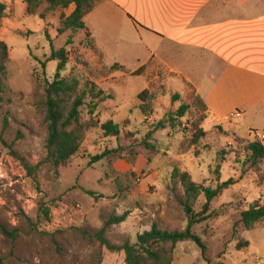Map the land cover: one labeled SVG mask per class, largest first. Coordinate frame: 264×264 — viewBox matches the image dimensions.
I'll use <instances>...</instances> for the list:
<instances>
[{"label":"rangeland","instance_id":"obj_1","mask_svg":"<svg viewBox=\"0 0 264 264\" xmlns=\"http://www.w3.org/2000/svg\"><path fill=\"white\" fill-rule=\"evenodd\" d=\"M5 2L8 9L0 19V43L6 46L0 101V135L6 144L0 142V225L18 230V237L10 240L0 233V264H125L123 252L109 251L89 236L109 218L124 214L123 222L104 232L113 246L135 244L136 236L153 224L162 231H184L187 216L181 204L186 197L178 179H171L174 168L203 187L215 189L228 180L233 185L210 203L208 219L191 229L206 247L205 259L194 243L185 241L176 244L172 264H264V220L251 229L241 222V213L250 206L264 205V161H254L247 149L253 133L242 129L236 119L203 122L205 113L189 88L185 116L174 128L155 132L146 142L155 150H146L137 140H143L151 125L168 114L174 118L178 107L167 108L172 95L182 93V83L165 82L166 76L156 68L147 79L127 74L148 56L136 36L126 50L113 47L99 55L88 38L81 40L80 31L71 36V45H65L70 33H58L61 11L40 20L27 17L20 3L0 0ZM70 13V7L62 12ZM61 48L67 59L60 75L78 81L75 94H85L80 121L92 127L85 130L78 154L55 172L44 162L45 89L59 63L49 57ZM1 58L0 48V64ZM90 89L103 91L105 101L92 100ZM145 89L153 100L145 105L144 116L137 96ZM90 102L97 105L93 114L87 109ZM107 121L120 126L119 141L100 130ZM199 128L204 135L193 143ZM118 146L123 148L120 159L90 161ZM11 152L30 166L42 165L29 177ZM152 165L155 171L148 167ZM204 202L201 196L191 203L194 213L201 211ZM41 204L50 210L49 222L40 217Z\"/></svg>","mask_w":264,"mask_h":264},{"label":"crops","instance_id":"obj_2","mask_svg":"<svg viewBox=\"0 0 264 264\" xmlns=\"http://www.w3.org/2000/svg\"><path fill=\"white\" fill-rule=\"evenodd\" d=\"M83 21L89 36L81 40L99 55L140 39L148 56L127 74L141 69L147 79L156 68L165 82L179 80L182 93L168 110L185 104L190 88L205 105L203 122L239 112L230 120L259 138L264 132V0H99Z\"/></svg>","mask_w":264,"mask_h":264},{"label":"trees","instance_id":"obj_3","mask_svg":"<svg viewBox=\"0 0 264 264\" xmlns=\"http://www.w3.org/2000/svg\"><path fill=\"white\" fill-rule=\"evenodd\" d=\"M20 1L25 9V15L27 17L38 16L40 20H45L46 14H55L61 11L59 16L61 27L58 30V33L63 34L67 31L70 32V36L68 37L65 44L66 46H69L72 44L71 36L77 31L86 32V36H89L83 20L86 15L92 12L99 0ZM12 2H14V0H12ZM71 6H73L74 9L70 15H63L62 12ZM7 9L8 8L6 5L0 4V19L4 16ZM45 33L47 38L50 40V37L47 34V29ZM90 45L92 50H94L91 43ZM0 48L2 49V58L0 64L1 101L5 77V66L3 62L5 61L6 57V46L3 43H0ZM55 59L59 60L57 71L54 75L53 81L51 83H47L45 89L46 101L44 123L47 129V137L45 140L46 157L44 162L49 164L53 170L57 172L58 169L65 168L70 160L78 154L81 147L83 134L85 130L91 128L92 126L89 124H84L80 121L79 110L82 106H84L85 94H75V89L78 87V81L76 79L67 81L60 75V72L65 68V61L67 59L66 50L61 48L57 51H52L49 60ZM114 67L117 68V70L125 71L124 68L118 65H115ZM141 73L142 70L139 69L131 74V76H139ZM88 95L92 97V100L98 99L100 102L105 101V97H103V91L101 90L95 91V89H90ZM110 97L111 96H107V98ZM195 97L202 106V110L205 113V105L199 97ZM178 99V94H174L171 97L172 102H176ZM137 100L143 104L140 110L145 116L147 113L145 105L152 101L153 97L148 93V90H144L137 96ZM96 108L97 105L94 102L87 104V109L90 114H93ZM188 109L189 105L180 104L175 111L174 118H171V115L168 114L167 119L151 125V129L143 137V140H137L136 143H138V145L144 146L146 150L154 151V146L146 142L151 139L155 132L163 131L167 127H170L171 129L174 128L175 122L183 118ZM204 119L205 117L203 120ZM99 128L105 136L115 138L117 141H119L121 136V128L118 124H115L112 121H107L106 123L101 124ZM199 135L201 137L204 135L203 130L200 128L198 130V135L194 136L193 143H196L199 140ZM251 136L255 138L254 141L247 146V149L250 151L252 159L254 161H264V132L261 134V138L257 137L256 133L254 132ZM0 142L3 145H6L2 139V135H0ZM117 149L111 150L109 152L105 151L101 155L93 157L90 161H92L94 164L109 156L120 159L121 154L119 150L122 151L123 148L118 146ZM11 153L12 156L20 162V165L23 167L27 176L29 177H33L42 165V163H37L34 166H30L16 153ZM145 160L147 164L150 163L148 158L145 157ZM171 179H178L184 189L186 201L181 204L187 216V226L184 231H162L158 229L155 224H153L149 231H145L136 236L135 244H130L127 242L120 247L113 246L109 244L107 240H105L103 236L104 232L108 226L123 222L126 218V215L124 214L122 216L109 218L104 227L94 236H89V239L96 240L101 246H104L109 251L123 252L125 264H172L173 251L176 244L185 241L194 243L199 249L201 258L205 259L206 247L201 238L193 234L191 229L194 225L200 224L208 219L207 213L209 211L210 203L220 196L223 190H226L229 186L233 185V181H225L218 185L215 189L203 187L193 183L187 173H181L177 168L173 169ZM201 196L205 200L204 205L202 206V209L199 213H194L191 203L196 201ZM39 214L45 222L50 221V210L42 204L39 206ZM262 220H264V205L253 204L248 210L241 213V222L246 229H251L255 224L261 222ZM0 233L10 240H15L18 237V230L14 229L12 231H8L3 225H0Z\"/></svg>","mask_w":264,"mask_h":264},{"label":"built area","instance_id":"obj_4","mask_svg":"<svg viewBox=\"0 0 264 264\" xmlns=\"http://www.w3.org/2000/svg\"><path fill=\"white\" fill-rule=\"evenodd\" d=\"M240 114H239V112H233V113H231L230 114V118H236V117H238ZM262 136H260V138H261ZM256 264H261V263H256Z\"/></svg>","mask_w":264,"mask_h":264}]
</instances>
